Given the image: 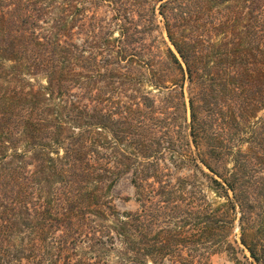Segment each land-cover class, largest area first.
Returning <instances> with one entry per match:
<instances>
[{"label":"trees","instance_id":"trees-1","mask_svg":"<svg viewBox=\"0 0 264 264\" xmlns=\"http://www.w3.org/2000/svg\"><path fill=\"white\" fill-rule=\"evenodd\" d=\"M221 252L264 264V0H0V264Z\"/></svg>","mask_w":264,"mask_h":264},{"label":"rangeland","instance_id":"rangeland-1","mask_svg":"<svg viewBox=\"0 0 264 264\" xmlns=\"http://www.w3.org/2000/svg\"><path fill=\"white\" fill-rule=\"evenodd\" d=\"M114 193L117 197H124V196L131 197L132 196V188L128 181V177H123L117 183L114 189ZM116 204L119 209H131L132 210L135 208V204L133 200H129L125 202V201H122L121 198H118V200L116 199ZM238 258L240 260H243L241 253H239ZM209 263L210 264H234L233 260L225 252H221V253L213 255L210 258Z\"/></svg>","mask_w":264,"mask_h":264}]
</instances>
